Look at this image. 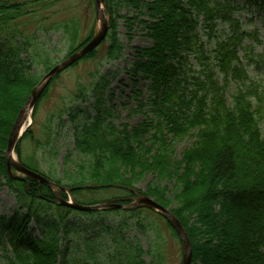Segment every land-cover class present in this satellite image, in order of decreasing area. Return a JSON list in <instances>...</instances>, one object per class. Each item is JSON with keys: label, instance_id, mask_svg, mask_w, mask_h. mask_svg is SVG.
Instances as JSON below:
<instances>
[{"label": "trees", "instance_id": "1", "mask_svg": "<svg viewBox=\"0 0 264 264\" xmlns=\"http://www.w3.org/2000/svg\"><path fill=\"white\" fill-rule=\"evenodd\" d=\"M61 1L0 0V189L13 192L19 205L9 219L0 216L5 264H59L61 242L66 237L60 235L58 224L77 211L61 206L45 183L18 175L14 168L9 170L6 157L13 125L42 79L33 68L31 39L26 35L30 23L39 20L29 16ZM105 6L110 24L106 39L73 66L86 60L122 58L121 8L135 12L133 20L144 26L153 41L137 50L132 63L135 80L148 83L151 116L131 128L116 127L110 121L105 96L108 83L102 77L88 89L94 115L82 123L76 122L77 113H71L76 122V149L90 161L76 164L79 172L75 177L64 172L71 182L65 187L76 201L84 190L115 187L136 197L135 184L146 175L169 178L175 182L172 195L167 186L156 182L149 184L144 195L170 208L179 219L190 239L192 264H264V83L247 68L256 62L254 50L263 43L262 26L245 29L238 15L242 7L236 0H105ZM93 35L77 45L79 34L74 31L68 55ZM192 58L194 63H190ZM41 63L46 72L54 66L49 56ZM59 76L42 93L33 123L15 149L20 162L37 172L40 169L33 157L24 158L22 145L32 138L40 146L32 126L42 100ZM80 97L87 101L85 88H79L76 100ZM186 139L192 143L177 158L175 147ZM42 174L64 187L61 179ZM89 182L93 187H88ZM62 197L69 199L65 191ZM146 210L162 217L149 208L131 211L139 216L142 227L146 226L140 215ZM33 221L42 229L40 238L29 233ZM147 227L154 231L149 247L117 240V246H122L110 256V264H164L163 230L151 222ZM146 257L152 258L150 263ZM92 264L104 263L94 255Z\"/></svg>", "mask_w": 264, "mask_h": 264}, {"label": "rangeland", "instance_id": "2", "mask_svg": "<svg viewBox=\"0 0 264 264\" xmlns=\"http://www.w3.org/2000/svg\"><path fill=\"white\" fill-rule=\"evenodd\" d=\"M236 2L242 7L238 15L245 29L254 30L257 26H262L260 34L263 43L257 45L254 50L256 62L247 64V68L252 77L260 78L264 83V0H236ZM120 15L119 37L125 46L122 58L114 61L103 58L86 60L62 71L51 84L48 95L42 100L37 121L32 126L35 139L41 142L40 146L36 147L32 138L23 141L24 158L33 157L41 173H46L51 178L61 179L64 187L71 183L64 175L66 170L75 177L79 172L76 164L83 162L89 164L90 157L76 149L74 127L76 122L84 123L86 117L94 115L92 93L88 89L102 77L108 83L105 96L107 106L112 113L110 121L116 127L122 129L124 125H128L131 128L151 116L148 83L141 78L135 80L132 74V63L137 58V50L151 46L153 41L146 35L144 26L133 20L135 12L122 7ZM29 17L39 20L38 24L30 23L26 28V35L31 39L33 68L41 77L47 73L41 63L46 56L52 59L54 65L68 58L74 31L79 34L77 42L79 45L100 28L95 0H62L48 11L31 14ZM125 17H129L133 23L127 22ZM194 62L192 58L190 63ZM244 62L247 63V60ZM81 87L86 89L87 101L83 97L76 100ZM232 91L233 87H230L229 94ZM33 112L34 110L31 114L32 119H29L31 123ZM71 113L78 114L76 122L72 121ZM191 143L192 139H186L176 145L177 158H180L183 150ZM16 173L23 176L18 171ZM155 182L161 187L167 186L169 195H172L175 182L169 178L157 179L151 173L135 184L134 191L138 193L136 197L130 196L125 189L115 187L92 192L84 190L78 195L77 201L86 206L109 202H134L145 196L144 193L149 184ZM88 187L93 185L89 182ZM66 191L70 198L74 197L70 188L66 187ZM18 207L15 194L7 187L1 188L0 216L9 219ZM53 210L56 214L58 213L57 208ZM140 216L146 227L138 224V215L127 210L72 211L63 222L58 224L60 235L65 234L64 237H66V241L61 242L62 256L59 264H92L94 255L101 263L110 264V256L122 246V243L117 246V240L125 243L140 242L147 249L154 238V231L147 227L150 222L159 225L163 230L164 264H183L182 243L168 227L165 218L147 210ZM52 219L53 217L50 218ZM39 228L33 221L28 230L34 238H40L42 229ZM4 254L5 247L1 245L2 264H5ZM146 260L150 263L152 258L146 257Z\"/></svg>", "mask_w": 264, "mask_h": 264}, {"label": "water", "instance_id": "3", "mask_svg": "<svg viewBox=\"0 0 264 264\" xmlns=\"http://www.w3.org/2000/svg\"><path fill=\"white\" fill-rule=\"evenodd\" d=\"M95 2L97 8V17L100 22L99 30L96 32L94 37L87 44H85L80 50L73 53L62 62L56 64L49 72H47L44 75V77L41 79V81L33 89L27 103L20 111L15 121L8 139V146L6 150L8 168L9 170L15 168L18 172H20L24 176L31 177L33 179L45 183L52 189L60 205L70 207L79 211H95L102 209L136 210L138 208H144V207L158 211L173 226V228L176 230V232L180 237L184 251L183 264H192L193 250L186 230L184 229L179 219L169 209L158 203L155 199L149 196H143L137 199L136 201L128 204L102 203V204L89 205V206L78 203L77 201L74 200V198H71L70 200H66L61 195L63 190L66 191L64 187L48 179L41 173H38L36 171L27 168L19 161L18 157L15 155L16 145L18 141L23 137L24 133L28 128L26 127V129L22 131L24 125L29 119V112H32L34 110L44 89L50 83L51 79L58 73L64 71L65 69L72 66L73 64H75L76 62L87 56L89 53L97 49L106 39L109 33V18L107 17V14L105 12V0H95ZM27 110L28 112L25 113ZM55 189H57V191H55Z\"/></svg>", "mask_w": 264, "mask_h": 264}, {"label": "bare ground", "instance_id": "4", "mask_svg": "<svg viewBox=\"0 0 264 264\" xmlns=\"http://www.w3.org/2000/svg\"><path fill=\"white\" fill-rule=\"evenodd\" d=\"M109 30H110V24H109ZM96 34V33H95ZM94 34V35H95ZM94 37V36H93ZM48 86V85H47ZM46 89V88H45ZM44 89V90H45ZM44 92V91H43ZM28 112V110L25 112V113H27ZM31 112H29V119H30V117H31V114H30ZM27 125H28V122H26V124L24 125V127H23V130L22 131H24L25 129H26V127H27ZM165 207V206H164ZM167 209H169L170 210V208H168V207H166ZM171 211V210H170ZM172 212V211H171ZM173 213V212H172ZM185 229V228H184ZM188 235V234H187ZM189 237V236H188Z\"/></svg>", "mask_w": 264, "mask_h": 264}]
</instances>
